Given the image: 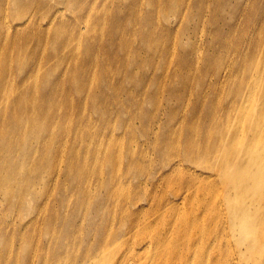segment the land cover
I'll list each match as a JSON object with an SVG mask.
<instances>
[{"label":"bare ground","instance_id":"1","mask_svg":"<svg viewBox=\"0 0 264 264\" xmlns=\"http://www.w3.org/2000/svg\"><path fill=\"white\" fill-rule=\"evenodd\" d=\"M94 1L57 0L53 6L49 0H0V220L8 221L31 201L35 209L42 207L39 198L49 190L45 179L52 181L62 172L69 185L58 186L57 203L71 211L63 215L49 205L53 212L44 226L53 241L55 223H50L59 221L57 251H47L39 237L28 234L45 253L27 251L21 259L17 251L15 260L123 264L127 252L136 251L130 264H264V19L258 20L259 2L247 9L240 6L241 0H193L186 30L195 34V23L209 8L211 43L200 58H195L194 50L181 51L172 77L177 87L156 99L161 85H154L157 89L147 93L151 106L145 109L144 94L136 96L133 91L143 86L142 75L135 70L155 65L153 52L167 50L163 40H154L159 19L152 16L166 11L178 15L184 0H147L150 9L143 18L139 0L112 3L115 8L104 12L110 16L104 22L110 39L105 49L115 54L117 50L120 57L110 63L120 65L113 76L103 65L95 77L83 66L78 68L79 58L70 53L77 52L70 38H77L74 33L81 23H102L101 15L93 12ZM62 9L71 11L74 19L59 20L52 32L54 42H59L52 48L48 43L41 58L48 30L43 21L51 25ZM240 14L241 22L234 23ZM230 20L233 24L226 27ZM137 22L143 29L135 32L139 40L135 50L145 55L135 51L125 59L127 44L115 45L114 40L122 36L124 25ZM258 22L262 25L257 27ZM65 24L73 27L66 30ZM231 53V65L240 73L227 81V90L204 85L209 70L219 68ZM51 59L50 67L42 71L43 61ZM87 59L90 66L96 61ZM66 62L67 74L58 75L57 68ZM157 113L163 116L162 125L154 124ZM112 118L119 119L118 127ZM136 121L141 124L139 135L133 130ZM92 124L97 133L118 132L122 135L118 139L127 136L130 143L143 138L140 150L128 148L127 164L115 184L112 174L106 178L101 170L90 171L88 159L76 150L80 141L88 144L94 135ZM60 161L65 169L55 172ZM93 173L99 179L96 201L86 183ZM65 186L77 191L74 201L65 195ZM130 189L134 194L122 196ZM43 211L42 207V215ZM15 234L23 239L26 233L18 228ZM0 244L7 245L8 240ZM12 247L13 242L10 252ZM142 258L146 263L140 262Z\"/></svg>","mask_w":264,"mask_h":264},{"label":"rangeland","instance_id":"2","mask_svg":"<svg viewBox=\"0 0 264 264\" xmlns=\"http://www.w3.org/2000/svg\"><path fill=\"white\" fill-rule=\"evenodd\" d=\"M117 0H95L93 3V10L96 6L95 10L93 11L95 13V16L98 17L101 15V21L100 22H83L81 23L78 28L76 29L74 35L77 36V38H70V43L72 46L76 47L77 52L70 51V53L75 54L78 58L80 63L78 64V68L80 66H83V69L89 72V74L93 75L94 77L102 72L103 65H106L109 68V74L108 76H113L115 73L114 71L119 69V64H111L110 61L112 59L119 58L120 55L116 50V54L114 52L108 53L105 49V45L110 41L108 35H107V27L108 25L104 22L107 21V18H110V16H106L104 13L106 10L111 11L115 8L112 3L116 2ZM193 0H184L183 6L180 9V13L177 15L172 14L171 11H166L164 15H161L159 12L156 14H153V18L156 17V19H159V22H155V38L154 40L161 39L166 43L167 50L165 52H161L160 50H163L162 48L157 49L153 52L155 55L156 63L155 65L151 67L145 68L142 72H139V70H135L137 74L142 75V87L139 90H133L134 94H137L136 96H142L144 94L143 99H141V102L145 104V109L150 108L151 104L147 102V93H151L154 88H156L154 85L160 86L161 88L158 91V93L155 95L156 99H159L160 94L164 92H167L171 87H177V83L173 81L172 77L175 71L177 70L176 66V58L179 56V54L182 51V54L188 53L190 50H194L195 58H200L204 55L206 50L208 49L210 43H211V34H210V28L208 24V16L210 14V9H205V16L198 20L195 24L196 31L195 34L189 33L187 29V21H185V18L188 14L189 8L191 6V2ZM258 1L259 6H261L262 10L260 12V15L258 17L259 21H262L264 19V0H241V4L247 6V9L252 6L254 2ZM49 5L52 4L53 6L57 4V0H49ZM239 6V7H240ZM57 8H59V5H57ZM139 11L140 17L143 18L150 9L147 0H139ZM239 10V8H238ZM63 11L60 14L56 15V19L51 23V25H45L47 23V19L43 21V28L46 29V35L44 36V42L46 49L44 47L41 54H39V57H45L47 54V45L54 47L57 45V42H54L52 37L53 29L57 27V23H59V20L64 21H72L74 19V16L71 11L68 10H59ZM247 13H245L246 16ZM245 18V17H244ZM241 14L238 16L237 20L234 21V23H240L241 22ZM228 21V20H227ZM137 23H131L124 25V29L122 31V36L118 37L114 40L115 45L118 43L120 45L127 44L126 50L123 51V53H126L125 59L131 57V55L138 51L142 55H145L144 52L139 51L138 49L135 50L136 46L138 45V39L135 36V32L140 31L143 29V27ZM233 24V20H230L229 23L226 24V27H231ZM192 25H194L192 23ZM262 22L257 23V27L261 26ZM66 30H71L73 25L65 24ZM254 28V25L252 26ZM256 27V29H257ZM24 26L17 28L18 30L23 29ZM131 28V29H130ZM65 29V28H64ZM16 30V31H18ZM14 32V31H12ZM111 37V36H110ZM138 47V46H137ZM66 51L65 49H62ZM67 52V51H66ZM54 56V55H53ZM85 57L88 58H95L96 61L93 63L92 66L89 65L88 59L84 60ZM146 58V56H145ZM234 58V54H230L226 56L219 68H212L209 70V74L206 75L204 85H212V84H218L219 88L226 89L228 88L227 81L231 79L233 75H237L240 73L239 67L236 65H231V60ZM238 55L235 57L234 62L238 60ZM54 59L43 61L41 65L42 71L48 69L50 67V64L53 62ZM264 66V63H262L261 68ZM70 67V63L66 62L61 68H57L58 75L64 74L68 72ZM77 68V70H78ZM192 69L189 70V73ZM16 71V70H15ZM124 73V70H121V74ZM196 74V73H194ZM248 76L250 75V71L247 72ZM255 75L254 69H252L251 76ZM93 77V79H94ZM195 85V84H194ZM64 92H68V88H63ZM157 89V88H156ZM87 91H91L88 89ZM160 100H165L164 98H161ZM159 100V101H160ZM164 102V101H161ZM120 118V117H119ZM122 118V117H121ZM154 124L155 125H162L164 123L163 116L160 113H157L156 115H153ZM119 119L114 120L112 118L111 123L112 125L117 126ZM93 125V124H92ZM90 126L91 129V135L93 134V127H94V135L91 137L88 144H86V141H80L81 145H77L79 147L76 148L78 152H80L84 159H88V166L90 167V171H97L101 170L104 177H109L110 174H112L113 183L117 181V178L120 177V174L122 173L123 167L127 164V161H125L124 155L127 154L128 148L132 145L133 150H140V146L143 147V138L139 137L138 139L134 140L132 143L128 141V137H124L123 139H118L122 135L108 131H100L97 133L96 127ZM111 125V126H112ZM111 126L107 127V129L111 130ZM118 127V126H117ZM157 127V126H156ZM133 130L136 134H141V124L139 121H136ZM113 134L115 139L111 141L109 140L110 135ZM103 136V140L99 142V139ZM73 137V129H71L70 132V140H72ZM147 139V138H146ZM66 142V141H65ZM111 142V143H110ZM68 143L65 144V147L62 146L63 155L66 152V148L68 147ZM149 146V142H147V145L145 148ZM114 152L112 155L111 153ZM69 153V152H68ZM92 155L99 157L98 159H95L92 157ZM64 160V159H63ZM56 171H64L65 169V163L60 161L57 163V167L55 168ZM111 172V173H110ZM113 172V173H112ZM56 174V173H55ZM64 174L63 172L60 174V176H56L51 180L50 178H46L45 182L49 184V190L48 192L41 196L39 198L40 205L43 207V215H42V207L38 206L36 209L34 208L36 204H33V201L22 209L21 212H16L11 214V217L8 219V221H5L4 219L0 220V241L3 242L4 239L8 240V244H0V264H23L22 260H15V253L18 251L20 253L19 257L22 259L24 255L29 252H32L36 250L37 252L40 250L42 254L45 253L44 249L38 248L36 245V239L32 240V238L28 234H33L35 238L39 237L42 244H44V248L49 251H57L59 248V245H55L58 242V236H60L62 233L60 232L61 227H59L56 223L59 221L55 220L50 223L55 225L52 227L53 232H55L54 240L51 241L49 236L46 235L47 227L44 226L45 223H47L46 217L50 212H53L51 210V207L49 205L54 204V209L57 210V212L68 215L71 211L69 208L66 209V201L65 197L63 198V204L65 205V208H63V205H59L57 201H60V193L58 186L60 184L62 185H69L68 182L65 181L63 178ZM98 177L96 173H93L88 181L86 182L88 185V188H90L91 196L93 201H96L98 197L96 195L99 193L98 188ZM68 191H64L65 195L68 196L70 201H74L75 196L77 197V191L73 189L70 186H65ZM110 190L109 187L106 189V193ZM89 191V192H90ZM128 194H134V191L125 190V192L122 194V196ZM90 200L88 201V203ZM48 203V205L46 204ZM2 214L1 208H0V216ZM45 217V221L43 222V217ZM39 218L38 222H34L35 219ZM13 224L12 226L16 227L18 225H23L21 227H18L19 229H22L26 234L24 235L23 239H19V237H16L15 230H18V228H13L10 226V224ZM23 233V232H22ZM30 239L31 242L26 241ZM22 240H25L21 243ZM13 242L12 252L9 250V244ZM30 245V248H29ZM39 245V244H38ZM41 246V245H39ZM234 247V246H232ZM29 249V250H28ZM136 253V251H133L131 253L130 251L127 252V259L123 261V264H130L131 261H133L132 254ZM52 264H62V262H57L53 259ZM32 262L34 264H38V258H33ZM140 262H145V259L142 258ZM51 263V261H49Z\"/></svg>","mask_w":264,"mask_h":264}]
</instances>
